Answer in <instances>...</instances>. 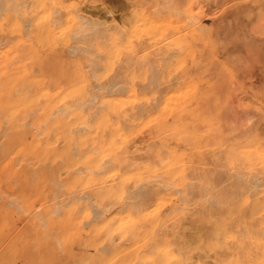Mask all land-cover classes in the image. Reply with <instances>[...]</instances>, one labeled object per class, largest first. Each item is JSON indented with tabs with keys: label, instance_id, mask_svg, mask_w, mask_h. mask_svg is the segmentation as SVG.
Listing matches in <instances>:
<instances>
[{
	"label": "rangeland",
	"instance_id": "1",
	"mask_svg": "<svg viewBox=\"0 0 264 264\" xmlns=\"http://www.w3.org/2000/svg\"><path fill=\"white\" fill-rule=\"evenodd\" d=\"M254 136L261 0H0V264L261 263Z\"/></svg>",
	"mask_w": 264,
	"mask_h": 264
},
{
	"label": "bare ground",
	"instance_id": "2",
	"mask_svg": "<svg viewBox=\"0 0 264 264\" xmlns=\"http://www.w3.org/2000/svg\"><path fill=\"white\" fill-rule=\"evenodd\" d=\"M107 13H109V14H112V11H108ZM20 28V27H19ZM19 30V29H18ZM22 30V29H21ZM78 30V29H77ZM20 31V30H19ZM18 33V32H17ZM82 33V32H81ZM80 34V33H79ZM84 34V33H83ZM22 35V34H21ZM19 37H21V36H19ZM18 36H17V38H19ZM27 38V37H26ZM17 40V39H16ZM20 40H21V38H20ZM19 40V41H20ZM23 40H25V39H23ZM22 41V40H21ZM26 41V40H25ZM11 44V43H10ZM22 44V43H21ZM21 44H20V46H21ZM24 44V43H23ZM23 44H22V46H23ZM15 45V44H14ZM76 46H78V45H76ZM78 48V47H77ZM12 49V48H11ZM17 50H19V49H17ZM23 51V50H22ZM27 53V52H26ZM29 53V52H28ZM15 54H17V53H15ZM9 64H11V63H9ZM17 64H19V63H17ZM12 65H14V64H12ZM19 66V65H18ZM15 67V66H14ZM25 67V66H24ZM26 68V67H25ZM18 69V68H17ZM89 69V68H88ZM14 70H15V68H14ZM21 70V69H20ZM12 71V70H11ZM10 71V72H11ZM19 71V70H18ZM18 71H16V72H18ZM14 72V71H13ZM26 72V71H25ZM28 72V71H27ZM134 90V89H133ZM16 91V90H15ZM19 91V90H18ZM27 91V90H26ZM24 92H25V90H24ZM87 92V91H86ZM16 93H18V92H16ZM22 94H24V93H22ZM27 94V93H26ZM25 94V95H26ZM85 94V93H84ZM83 94V95H84ZM18 95H19V93H18ZM16 96V95H15ZM14 96V97H15ZM8 98V97H7ZM78 98V97H77ZM15 99H16V97H15ZM81 103V102H80ZM71 104V103H70ZM73 105V104H72ZM71 105V106H72ZM71 108V107H70ZM66 110V109H65ZM79 110V109H78ZM91 110V109H90ZM132 111V110H131ZM74 112V111H73ZM75 112H77V111H75ZM133 112V111H132ZM102 114V113H101ZM106 114V113H105ZM100 115V114H99ZM61 116V115H60ZM106 116H108L107 114H106ZM104 117V116H103ZM67 119V118H66ZM24 120V119H23ZM28 120V119H27ZM27 120H25L26 122H27ZM110 120V119H109ZM26 122H24V123H26ZM110 122V121H109ZM111 123V122H110ZM107 125H105V127H106ZM26 128V127H25ZM108 128V127H107ZM25 130V129H24ZM26 130H27V128H26ZM20 131V130H19ZM24 131H22L21 132V134L23 133ZM28 132V133H27ZM29 132L30 131H26V135L27 134H29ZM25 133V132H24ZM116 133V132H115ZM17 136V135H16ZM22 136H23V134H22ZM255 137V136H254ZM22 138V137H21ZM259 138V137H258ZM258 138H256L255 137V139H249L248 141H247V144H246V149L245 150H243V153H244V155H241L244 159H241L240 157H239V153H241V152H239L238 150H235L236 152H237V158L236 159H238V163H237V170H236V172H234L235 174V176L234 175H232V176H234L235 178H234V182H236L237 183V187L239 188L238 190H237V194H238V196L240 195V191L239 190H245V188H249L248 186H250V188L249 189H252V188H254V185H256V183L255 182H257V181H254V180H252L251 179V177L250 176H248V174H247V172H244V170L245 169H252L253 168V165L255 164V158H262V159H264V142L262 143ZM16 139V138H15ZM17 140V139H16ZM262 140V139H261ZM15 143H16V141H15ZM19 144V143H18ZM238 146V145H237ZM233 148V147H232ZM94 149V148H93ZM1 150V149H0ZM234 152V151H233ZM2 159V158H1ZM235 158L233 159V160H236ZM232 162V161H231ZM19 164V161L18 162H16V167H17V165ZM6 165V164H5ZM100 165H101V163H100ZM117 170V169H116ZM112 171V170H111ZM111 171H108V172H111ZM93 172V171H92ZM88 173V172H87ZM107 173V172H106ZM93 174V173H92ZM110 174V173H109ZM108 174V175H109ZM233 174V173H232ZM89 175V174H88ZM87 175V176H88ZM90 176V175H89ZM231 176V175H230ZM231 176V178H233ZM251 176H253V175H251ZM105 177V176H104ZM255 178V177H254ZM253 178V179H254ZM41 180V179H40ZM88 180H92V179H88ZM255 180H258V179H255ZM141 180H139V183H142V182H140ZM89 182V181H88ZM93 182V181H92ZM99 182V181H98ZM151 183V182H150ZM235 183V184H236ZM146 184H148V183H146ZM111 185V184H110ZM114 187H115V185H114ZM159 188V187H158ZM120 192V191H119ZM133 192V191H132ZM150 192V191H149ZM152 192V191H151ZM234 192V193H235ZM127 193V192H126ZM153 193V192H152ZM236 194V195H237ZM235 195V194H234ZM250 194H248L246 197H245V201H247V202H251V203H253L254 201L253 200H251V198H250ZM79 197V196H78ZM237 198V197H236ZM238 199H240L239 197H238ZM237 201V200H236ZM240 211V210H239ZM257 213L256 212H254L251 208H250V210H249V212L245 209V211H240V213L238 214V219H239V223H238V227H237V231H235V232H237L236 234H237V236H236V243H237V247H238V249H239V251L240 250H245L246 249V243H247V241L249 240V241H251V242H256L255 241V236L254 235H256V234H254V233H258L259 234V232H256V231H254V229L251 227V223H250V225L248 224V220L246 219V217L247 216H250V218H253L255 215H256ZM257 217V216H256ZM262 217V216H261ZM256 219V218H255ZM258 221V220H257ZM257 228V227H256ZM230 230V229H229ZM259 231V230H258ZM262 231V230H261ZM264 232V231H263ZM263 232H260L261 233V236H262V234H263ZM233 233V232H232ZM258 234H257V236H258ZM229 235V234H228ZM230 236V235H229ZM228 236V237H229ZM260 236V235H259ZM258 236V237H259ZM260 236V237H261ZM227 237V238H228ZM264 238V237H263ZM262 239H260V241H261ZM262 242V241H261ZM264 242V241H263ZM264 244V243H263ZM236 245V244H235ZM226 246V245H225ZM260 252V251H259ZM261 258H258L259 259V261H261L262 260V262L261 263H259V264H264V248H263V250H261ZM247 255V256H244L243 257V259L241 258V256H240V258H241V260H240V258H239V260L240 261H242L240 264H244V262L246 261V260H248V261H251V262H254V261H252L253 259H252V256L250 255L249 256V254L247 253V252H244V255ZM238 255V254H237ZM261 259V260H260ZM190 260V259H189ZM229 260H231V259H229ZM255 260H256V257H255ZM192 261V260H191ZM194 262V261H193ZM197 262V261H196ZM196 262H195V264H196ZM249 263V262H248Z\"/></svg>",
	"mask_w": 264,
	"mask_h": 264
},
{
	"label": "snow or ice",
	"instance_id": "3",
	"mask_svg": "<svg viewBox=\"0 0 264 264\" xmlns=\"http://www.w3.org/2000/svg\"><path fill=\"white\" fill-rule=\"evenodd\" d=\"M261 12L264 15V0H261ZM84 264H88V262H84Z\"/></svg>",
	"mask_w": 264,
	"mask_h": 264
}]
</instances>
